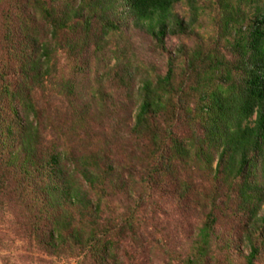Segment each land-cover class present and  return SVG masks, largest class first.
Instances as JSON below:
<instances>
[{"label": "trees", "instance_id": "trees-1", "mask_svg": "<svg viewBox=\"0 0 264 264\" xmlns=\"http://www.w3.org/2000/svg\"><path fill=\"white\" fill-rule=\"evenodd\" d=\"M0 222L53 262L264 264V0H0Z\"/></svg>", "mask_w": 264, "mask_h": 264}, {"label": "rangeland", "instance_id": "rangeland-1", "mask_svg": "<svg viewBox=\"0 0 264 264\" xmlns=\"http://www.w3.org/2000/svg\"><path fill=\"white\" fill-rule=\"evenodd\" d=\"M185 10V5L177 7V11L182 14H185ZM126 33L133 41L135 52L146 64L155 63L159 65L160 70H165L166 61L169 57V52L167 50L162 51L157 48L151 36L134 28L132 25L126 28ZM178 44V39L173 37L168 39L166 47L169 51H172ZM11 228V223L0 222L2 235L6 233L8 237L15 236ZM0 264H77V259H54L53 262L49 256L41 255V253L35 251L32 252L26 242L16 240L14 243L8 242L5 248L0 247Z\"/></svg>", "mask_w": 264, "mask_h": 264}]
</instances>
